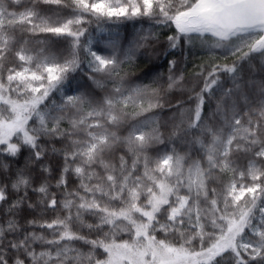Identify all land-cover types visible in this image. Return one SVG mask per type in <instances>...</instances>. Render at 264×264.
Returning <instances> with one entry per match:
<instances>
[{
  "label": "snow or ice",
  "instance_id": "1",
  "mask_svg": "<svg viewBox=\"0 0 264 264\" xmlns=\"http://www.w3.org/2000/svg\"><path fill=\"white\" fill-rule=\"evenodd\" d=\"M23 4L0 0V170L5 174L0 179V264H264V80L245 78V66L254 70L258 62L264 70V0ZM39 4L58 10L44 15ZM21 6L23 10H14ZM59 9L70 12L61 15ZM142 17L161 27L174 25L162 55L197 43L207 50L213 59L195 73L197 83L202 81L199 91L195 84L187 88L176 59L166 61V88L162 77L133 86L115 54L116 41L109 42L110 56L93 50L91 39L81 43L92 19ZM25 33L71 38L67 54L50 55L44 40L31 47ZM150 39H157L151 31L137 47ZM229 57L233 59L227 62ZM82 64L88 78L104 90L102 99L65 90L72 74L84 71ZM173 89L192 93L188 101L193 106L184 108V101L172 105L167 94ZM53 93L60 99H50ZM166 103L179 108L169 140L191 136L187 143L197 146L195 156L173 148L150 158L147 149L164 143L154 117L130 125L127 135L118 134L129 117L163 109ZM118 145L126 153L108 158ZM25 149V164L12 172L8 158L19 157ZM49 154L62 160L55 182L57 189H64L60 200L50 191L48 177L35 182L36 169L51 175ZM241 157L247 160L243 167ZM69 174L79 180L76 189L68 190ZM225 175L230 176L227 181ZM9 176H14L10 183ZM29 191L38 194L35 203ZM39 205L57 214L21 224L25 208ZM85 215L96 222H85ZM80 228H87L89 235ZM121 234L128 238L118 239ZM195 240L198 250L192 246ZM78 244L89 246L88 251Z\"/></svg>",
  "mask_w": 264,
  "mask_h": 264
},
{
  "label": "trees",
  "instance_id": "2",
  "mask_svg": "<svg viewBox=\"0 0 264 264\" xmlns=\"http://www.w3.org/2000/svg\"><path fill=\"white\" fill-rule=\"evenodd\" d=\"M23 6H31V0H24ZM23 6L17 7L14 10L21 11ZM39 11L44 15H53L57 12V6L39 4L37 5ZM9 10H13L10 8ZM61 15H67L70 12V9H59ZM87 32L84 37L81 38V43H85L88 39H91V47L93 50L98 51L99 54L110 56L113 54V48L109 46L110 41H116L115 54L117 57L123 61L121 67L124 69V72L127 73L126 80L135 85H144L151 84L154 79L157 77H162L163 86L167 87V76H168V65L167 60L176 59L179 61V68L183 71L185 76L184 83L187 88H192L195 84V91H199V88L202 87V81L197 83V78L195 73L200 70V66L210 62L212 57L208 55L206 49H202L197 43L193 47L182 46L179 49L172 50V52L165 56L161 53L167 49V36L172 35L175 32L174 25L172 27H161L156 25L154 21L149 20L147 17L135 18V19H124L121 18L117 20H100L99 22L95 19H92L90 23L86 24ZM151 31L155 33L157 39H150L147 44L143 47H137L138 42L141 41V37L147 35ZM18 35H20L18 33ZM25 38L30 39L31 43L29 46L36 47L38 40H44L47 42L46 46L48 53L50 55L60 58L67 54L69 48V42L71 38L65 37H55L51 34H40L38 37H31L29 34H23ZM131 50V51H130ZM131 57L128 59L127 57ZM81 59H85V53L81 52ZM217 62H225L222 58L217 57ZM233 58L229 57L227 62H230ZM81 68L84 71L77 70V72L72 74L71 86L70 88L66 86V91L69 94L81 92L85 94H93L97 100H100L104 96V90L99 88L92 80L88 78L89 70L86 68L85 64L81 65ZM99 78V77H98ZM245 78H251L257 82L264 80V70L260 69L259 63H256L255 69H249L245 66ZM155 86V85H153ZM107 87L110 89L111 84H108ZM192 93L188 91H179L173 89L167 94V100L172 104L176 105L177 101H184L183 107L188 108L193 106V101H188V96ZM55 98L60 99L59 93H53L50 99ZM211 108H215V102L211 104ZM209 106L205 105V114L209 111ZM128 112H133L134 109L129 106L127 109ZM138 111V109H135ZM179 111L178 107H168V104H165L163 109H153L151 112L144 113L141 116L129 117L128 120L119 128V135H127V132L130 128V125L136 123L137 121H143L146 117H154L159 121L161 125V132L163 133V144H153L147 149V154L150 158L155 159L157 155L163 154L166 151H171L173 148L180 153L181 155L185 153H190L193 156L196 155L197 146L189 145L187 141L191 139V136L184 137L182 134L169 140V136L172 133L173 125L179 122V117L177 115ZM63 127H67V122L62 124ZM57 147H60V143L57 142ZM126 153V148L123 145H118L113 154L108 157L115 160L119 155ZM28 156V151L25 149L22 154L17 158H8V162L11 164L12 172L19 167H23L25 160ZM129 162H131V157H127ZM46 162L51 168V175L48 173H42L39 169H36L34 172L35 182L38 184L42 181L43 177H48L52 187L50 191L56 192L58 200L63 198L64 189H57L55 187L56 179L59 177L60 166L62 160L59 156L49 154L46 157ZM247 160L244 157H241L240 164L243 167L246 165ZM100 171L99 168H97ZM14 176L7 177L8 182L10 183L11 179ZM229 175H225L223 179L227 181ZM0 179H5V174L0 170ZM68 190L76 189L79 185V180L73 174L68 175ZM216 186V185H213ZM83 194V190H80ZM29 196L32 202H36L38 199V194L29 191ZM57 213L52 212L51 210H45L43 205H39L36 209H27L20 214V223L24 224L27 219L37 218L39 219L43 216L44 219H51ZM61 216L66 213L60 211ZM3 215L0 213V222H3ZM84 220L87 223H95L96 218L85 215ZM74 229L78 225H73ZM32 229H29L31 231ZM107 230V228H105ZM35 231L40 232L41 229L37 228ZM80 231L84 235H89V230L87 228H80ZM47 234V233H46ZM91 238L96 237V233L90 234ZM158 238H163L162 233H157ZM127 234H121L118 239H127ZM174 242H179L174 240ZM83 251L87 252L89 246L78 244ZM193 247L199 248V241L195 240L192 244ZM102 252V249L98 250ZM227 255V254H226ZM219 259V258H218ZM221 264H230L229 261H222Z\"/></svg>",
  "mask_w": 264,
  "mask_h": 264
}]
</instances>
